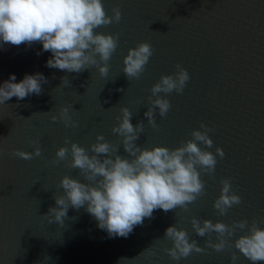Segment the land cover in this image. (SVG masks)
I'll list each match as a JSON object with an SVG mask.
<instances>
[{
  "label": "water",
  "instance_id": "water-1",
  "mask_svg": "<svg viewBox=\"0 0 264 264\" xmlns=\"http://www.w3.org/2000/svg\"><path fill=\"white\" fill-rule=\"evenodd\" d=\"M102 3L108 15L117 5L122 13L119 23L96 29L120 34L106 77L95 66L81 73L47 67L52 53L39 42L19 46L0 42V83L10 74L19 82L26 73L37 72L48 80L42 83L40 95L23 100L12 97L0 104V146L5 149L0 153V264H253L235 248L234 241L248 232L254 220L264 228V0ZM141 41L152 45L153 55L140 78L129 80L123 73V57ZM177 63L190 79L182 93L159 94L171 107L164 117L156 110L159 127L152 128L144 116L151 87L161 74H174ZM65 76L70 83L61 82ZM65 106L77 127L50 119ZM122 107L132 113L134 126L144 122L136 141L142 147H178L192 138L193 129L203 131L201 122L212 129L208 135L213 145L207 150L217 156V163L213 173H200L204 194L187 211L179 207L167 213L155 210L153 218H145L126 238L109 237L85 208L70 207L63 225L50 224L42 215L55 206L54 194H63L61 178L67 174L88 183L79 169L68 166L70 155L68 160L52 163L56 150L69 137L91 155L90 145L99 133L121 156H127L122 137L112 131ZM29 140L39 142L41 156L24 160L12 154L13 149L32 152ZM217 146L223 149V158L216 154ZM223 178L230 179L241 203L220 215L213 204ZM193 216L201 222L210 219L232 225L247 220L248 224L227 238L230 246L217 252L206 244L209 239L216 242L217 234L198 236L191 224ZM170 225L185 229L189 239L205 251L173 260L165 251L172 246L164 237Z\"/></svg>",
  "mask_w": 264,
  "mask_h": 264
},
{
  "label": "clouds",
  "instance_id": "clouds-1",
  "mask_svg": "<svg viewBox=\"0 0 264 264\" xmlns=\"http://www.w3.org/2000/svg\"><path fill=\"white\" fill-rule=\"evenodd\" d=\"M121 19L119 6H114L112 15H108L102 0H0V42L15 46L39 42L44 51L52 53L46 62L47 67L81 73L95 66L100 75L106 77L108 61L118 47L120 34L102 33L96 29L119 23ZM152 55V45L147 41L129 48L123 57V73L129 80L139 79ZM189 79L188 71L177 63L174 74H161L152 85L149 107L144 113L152 128L159 127L154 115L156 110L164 117L171 107L170 101L159 94L173 90L182 93ZM47 82L40 72L26 73L19 82L15 74H10L9 79L0 83V104H5L12 97L23 100L33 94L40 95L42 83ZM61 82L70 83L66 76L61 77ZM120 111L122 116L117 117L119 123L113 126L112 131L122 137L127 156H121L118 149L99 133L96 142L90 145L91 155L69 137H65L64 146L56 150L52 163L68 160L70 155L68 166L79 169L88 183L67 174L61 178L59 184L63 194H54L55 206H49L48 212L42 215L50 224L63 225L70 207L77 211L85 208L109 237L126 238L135 226L143 224L145 218H153L155 210L167 213L179 207L187 211L189 205L204 194L205 183L200 173H213L217 163V156L207 150L213 145L208 135L212 129L208 125L201 122L203 131L193 129L192 138L181 141L178 147H142L136 141L144 131V122L134 126L129 109L122 107ZM50 119L53 122L62 120L66 127L78 126L66 106L61 107L58 114H51ZM28 143L34 145L32 152L13 149L12 154L24 160L41 156L39 142L29 140ZM200 144L207 147L202 148ZM4 151L0 146V153ZM215 152L221 158L225 155L219 146ZM221 184L220 195L213 206L220 215H225L229 208L241 203V197L232 191L229 178H223ZM191 224L200 237L215 232L217 241L209 239L206 244L219 252L231 245L227 238L233 236L237 229H244L248 222L239 220L227 225L219 220L203 219L201 222L193 216ZM164 237L172 242L165 251L173 260L205 251L195 239H189L185 229L176 225L168 226ZM234 246L253 264L264 262V228L258 227L254 220L248 232L235 239ZM145 252L155 254L150 249ZM231 259L233 262L237 260L235 253Z\"/></svg>",
  "mask_w": 264,
  "mask_h": 264
}]
</instances>
